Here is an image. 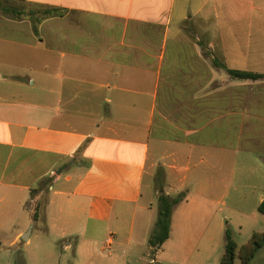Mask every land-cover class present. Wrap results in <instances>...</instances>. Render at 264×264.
Listing matches in <instances>:
<instances>
[{
	"label": "crops",
	"instance_id": "1",
	"mask_svg": "<svg viewBox=\"0 0 264 264\" xmlns=\"http://www.w3.org/2000/svg\"><path fill=\"white\" fill-rule=\"evenodd\" d=\"M235 1L3 0L46 15L0 10V264H28L21 246L37 227L93 259L95 227L117 220L103 245L111 256L130 214L118 245L125 254L149 245L159 168L162 192L187 197L156 256L172 243L181 257L172 264L223 252L221 264L216 201L264 202V80L227 72L264 73V44L253 26L240 28ZM20 67L38 69L8 72ZM106 144L112 154H98Z\"/></svg>",
	"mask_w": 264,
	"mask_h": 264
},
{
	"label": "rangeland",
	"instance_id": "2",
	"mask_svg": "<svg viewBox=\"0 0 264 264\" xmlns=\"http://www.w3.org/2000/svg\"><path fill=\"white\" fill-rule=\"evenodd\" d=\"M233 6H237L239 11H243L242 15L243 18L238 23L240 28H246L253 26L255 30H258L259 34L256 35L257 38L262 40L264 44V0H241L235 1L230 3ZM11 8H14L15 11L26 12L29 10L39 14L38 17L46 15L43 9H39L36 7H30L25 5L24 3H16V5H10ZM37 17V16H36ZM206 26L205 24L202 25ZM207 27V26H206ZM195 37V36H193ZM197 37V36H196ZM201 39L206 41L208 44L209 39L208 37L201 36ZM0 55L5 56L6 50H2ZM2 58V57H0ZM17 70H12L8 72L16 71L20 75H29L30 70H37L38 68H16ZM11 70V68H10ZM6 72V73H8ZM36 77V74H34ZM127 146H122V155H132L133 153L128 149ZM112 144H106L105 146H100L96 148V152L98 154H112ZM134 155V154H133ZM255 182H257L255 180ZM153 190H154V197L152 196V205H149L150 214L153 219L157 220L159 215L158 210V202L157 199L159 195L162 193V186L158 183V181L154 180L153 182ZM151 190H149L150 192ZM157 199H154L156 198ZM257 197L252 196V203L248 204L242 209H235L233 208V203L231 201V197L221 198L218 199L215 203L214 211L216 214V218L223 217V227L225 230H229L233 239L237 243L239 247L245 244L252 236L254 232H263L264 233V214L258 211V207L256 205ZM45 201V200H44ZM40 214V212H39ZM140 212L138 216H140ZM133 219V215H128L124 220H128L126 226L123 227L121 231H119L116 239V244L113 245L112 255H109V250H104L103 245L106 237L108 236L110 231H117L116 222H113V225H109L110 227L106 226H96L95 227V235H93V241L91 242L94 250L96 251L95 258L88 259L86 258V253L81 249L83 254L78 252L77 254L74 253V250H65L64 247L67 241H73L72 237H67L65 239H58L54 241V237H49L46 233L40 232L39 228L37 227L34 231L33 237L30 242L24 243L21 246V251L25 256L28 264H172L170 261L175 258L177 261L181 260V257H177L175 252H173L172 247H170L172 243H167L165 245V251L162 254V257L159 258L156 252L149 250L148 243L142 247L133 246L131 247L129 253H124L125 246L124 244L118 245V242L123 241L125 237V231L129 229V225L131 220ZM226 233V232H225ZM11 236V235H10ZM180 239V231L178 235L175 234L176 246L179 245L181 248L182 242ZM172 242V241H171ZM8 245V244H7ZM0 250L3 252L6 251L5 247H1ZM173 254V255H171ZM173 252V253H172ZM150 253V254H149ZM169 253V255H168ZM223 252H221L220 256L215 255L212 256L210 259H206L203 262L198 260V264H220V257ZM4 254V253H3ZM149 254V255H148ZM155 257L158 261L151 263V256ZM160 259V260H159ZM191 260H189V263ZM1 263H4V260H1ZM236 264H242L239 260H237ZM251 264H264V247L258 252L255 259L252 261Z\"/></svg>",
	"mask_w": 264,
	"mask_h": 264
},
{
	"label": "trees",
	"instance_id": "3",
	"mask_svg": "<svg viewBox=\"0 0 264 264\" xmlns=\"http://www.w3.org/2000/svg\"><path fill=\"white\" fill-rule=\"evenodd\" d=\"M24 1V0H19ZM0 10L3 12L12 11L11 8L4 5L3 0H0ZM50 12H48L49 14ZM202 45V43H200ZM215 64L220 66L218 61L215 60ZM223 67V65L221 66ZM229 75L237 79H249V80H264V73L241 71L234 69H227ZM159 184H161L162 189H164V170L159 168L157 172V178ZM36 191L32 190L31 195L35 196ZM187 194L181 192L177 195H168L162 192L158 197V210L159 215L155 225V229L149 238V246L153 251L160 249L163 244L170 238L171 235V222L172 215L175 208L186 200ZM41 203L37 204L34 211V219L37 220ZM258 211L264 214V202H262ZM264 247V233L254 232L251 238L243 244L241 247L237 245L230 231L226 230V247L225 253L221 259V264H236L239 260L242 264H251L252 261L257 256L258 252Z\"/></svg>",
	"mask_w": 264,
	"mask_h": 264
},
{
	"label": "water",
	"instance_id": "4",
	"mask_svg": "<svg viewBox=\"0 0 264 264\" xmlns=\"http://www.w3.org/2000/svg\"><path fill=\"white\" fill-rule=\"evenodd\" d=\"M33 229V225L31 226V228H30V230L26 233V234H24L23 236H22V238L24 239V240H28V238H29V234L31 233V230Z\"/></svg>",
	"mask_w": 264,
	"mask_h": 264
},
{
	"label": "built area",
	"instance_id": "5",
	"mask_svg": "<svg viewBox=\"0 0 264 264\" xmlns=\"http://www.w3.org/2000/svg\"><path fill=\"white\" fill-rule=\"evenodd\" d=\"M112 237H109L107 240H106V246L107 247H110L111 246V244H112Z\"/></svg>",
	"mask_w": 264,
	"mask_h": 264
}]
</instances>
